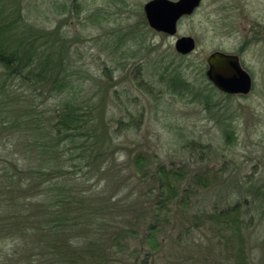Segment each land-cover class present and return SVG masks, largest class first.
<instances>
[{
	"label": "rangeland",
	"instance_id": "374dc122",
	"mask_svg": "<svg viewBox=\"0 0 264 264\" xmlns=\"http://www.w3.org/2000/svg\"><path fill=\"white\" fill-rule=\"evenodd\" d=\"M42 1L41 4L39 0H32L30 8L35 11L36 5L38 11L31 16L47 31L56 28L65 42L66 55L70 59L65 71L67 83L64 92L73 89L79 96L91 97L98 105L95 114H102L108 121L110 138L102 136L103 139H112L115 143L105 165H99L100 171L82 167L77 158L74 161L78 164H64L70 167L69 176L75 177L60 178L61 183L74 193L86 190L89 208L97 209L110 196V202L114 201V194L120 195L115 201L121 204L122 209L131 208L134 204L144 205L146 199L135 197L142 187L131 177L130 169L124 168L127 156L141 153L152 158V163L157 161L167 167L176 166L189 162L188 152L183 148L184 141L191 138L210 142L219 149L225 147L222 157L205 163H209L210 172L226 180L222 186L199 188L192 197L195 207L191 212L198 208L196 204L211 210L215 201L221 207L252 200L253 188L264 189V0H202L194 13L180 19L173 36L155 31L146 20L144 23L143 5L149 0ZM183 35L192 36L196 42L195 49L186 55L174 48L175 39ZM213 51L239 56L241 65L253 80L248 94L228 95L207 79L206 58ZM19 82L13 80L10 83L17 87ZM58 97L45 102L42 109L53 105ZM120 121L125 126L122 130ZM224 130L232 134V142L227 145ZM19 133L21 138L25 136ZM11 137L13 140L18 138ZM11 143L12 140L0 137V169L5 165L1 159L2 152L13 150ZM72 151L77 153L74 149ZM14 155L21 160L24 170H27L28 162L35 167L43 157L47 160V156L36 154V157H31L32 161L26 162L18 152L14 151ZM190 164L188 170L198 169ZM126 175L129 178L123 181L125 185L120 192L118 188L123 185L121 177ZM2 177L3 173H0V188ZM17 178L15 195L24 193L29 196L24 200L26 207H22L23 214L27 215L35 203L30 200L35 198L36 183L33 187L27 186V176L24 180L27 185L22 187V180ZM75 182L82 183L79 185L82 188L73 186ZM45 184L41 183L36 197L44 192L49 198V188ZM237 185L239 190L228 191ZM0 190V200H4L5 192ZM4 195L8 206H1L0 202V219L10 210L21 209L12 205L14 194L13 197L8 193ZM43 198L39 196L38 200L43 203ZM8 208L11 209L6 211ZM256 211L250 243L254 254L252 264H264V216H259L257 207ZM169 212L171 222L186 219L182 209H175L174 205ZM17 213L15 210V215ZM127 213L130 215L129 209ZM33 217L34 214L28 218L32 223L42 219L41 216ZM104 217L109 218V213ZM1 223H6V219L0 220ZM2 233L0 230V239ZM214 236L213 231L203 227L196 229L191 240L205 242ZM166 240L157 238L162 244ZM140 244L139 238L128 241L129 250L135 247L140 250L137 262L151 250V263L163 264L162 259H157V244L154 251L148 244ZM9 252L8 247L0 243V264H11ZM133 260L134 257L128 258V262Z\"/></svg>",
	"mask_w": 264,
	"mask_h": 264
},
{
	"label": "trees",
	"instance_id": "16d2710c",
	"mask_svg": "<svg viewBox=\"0 0 264 264\" xmlns=\"http://www.w3.org/2000/svg\"><path fill=\"white\" fill-rule=\"evenodd\" d=\"M31 4L32 0H0V137L12 140L13 147L2 152L5 165L0 169L1 175L3 173L0 189L13 197L17 177L22 180V187L27 185L24 182L27 176V186L33 187L36 183L35 198L30 200L35 202L32 212L23 214L24 200L29 196L19 193L12 203L21 208L15 209L17 215L8 208L6 211H10L0 219H6V223L0 225L3 232L0 243L10 250V263L153 264L151 250L137 262L140 250L128 249V241L139 238L140 246L148 244L153 251L157 244V259H162L163 264H252L251 234L258 213L256 207L260 210L259 216H264V189L253 188L252 200L221 207L215 201L211 210L196 204L198 208L191 212L195 207L191 200L199 188L222 186L226 182L210 172L209 163H205L222 157L225 147L219 149L198 138L184 141L183 149L188 152L189 162L198 168L192 170H188L189 162L167 167L163 162L152 163V158L141 153L127 156L124 168L130 169L131 177L142 187L135 197L146 199L144 205L127 207L130 215L128 209H122L115 201L118 194L112 195V202L110 196L111 199L102 201L97 209L89 208L86 190L74 193L61 183L60 178L75 177L69 176L70 167L64 166L65 162L73 164L77 158L82 167L100 171L99 165H105L115 143L112 139H103L102 136L110 138L109 125L102 114H95L98 105L93 99L79 96L73 89L64 92L67 47L56 28L47 31L35 22L31 14L38 9L36 5L35 11L31 9ZM13 80H19L20 85L13 87L10 83ZM57 95L59 100L42 109L45 102ZM119 127L125 128L121 121ZM224 131L227 145L232 142V134ZM17 133L25 136L21 138ZM11 136L18 138L13 140ZM14 151L24 156L26 162L32 161L31 157L36 154L47 156V160L43 157L35 167L28 162L24 170ZM128 178L127 175L121 177L120 192L125 185L123 181ZM41 183H47L49 198L44 192L36 197ZM80 184L75 182L73 186L80 187ZM238 187L232 186L228 191L239 190ZM39 196L44 197L43 203L38 200ZM4 200H0L1 206H8ZM172 205L182 209L184 221L171 222ZM107 213L111 218L104 217ZM31 214L42 219L32 223L28 220ZM203 227L213 231L215 236L205 242L192 241L196 229ZM158 237L167 240L162 244L157 241ZM129 257L135 260L128 262Z\"/></svg>",
	"mask_w": 264,
	"mask_h": 264
},
{
	"label": "water",
	"instance_id": "95a60500",
	"mask_svg": "<svg viewBox=\"0 0 264 264\" xmlns=\"http://www.w3.org/2000/svg\"><path fill=\"white\" fill-rule=\"evenodd\" d=\"M202 0H149L143 5L146 21L152 29L167 35H175L177 23L183 16L195 11ZM196 47L192 36L183 35L175 39V50L183 55ZM206 76L220 91L227 94L246 95L252 89V77L243 68L239 56L223 51H213L206 58Z\"/></svg>",
	"mask_w": 264,
	"mask_h": 264
},
{
	"label": "flooded vegetation",
	"instance_id": "af4514ba",
	"mask_svg": "<svg viewBox=\"0 0 264 264\" xmlns=\"http://www.w3.org/2000/svg\"><path fill=\"white\" fill-rule=\"evenodd\" d=\"M174 1H176V0H174ZM200 4H201V3H200ZM199 6H200V5H199ZM183 17H185V16H183ZM183 17H181L180 19H182ZM180 19H179V21H180ZM179 21H178V22H179ZM177 24H178V23H177ZM157 32H158V31H157ZM161 33H162V32H161ZM239 60H240V59H239ZM240 63H241V62H240Z\"/></svg>",
	"mask_w": 264,
	"mask_h": 264
},
{
	"label": "bare ground",
	"instance_id": "6f19581e",
	"mask_svg": "<svg viewBox=\"0 0 264 264\" xmlns=\"http://www.w3.org/2000/svg\"><path fill=\"white\" fill-rule=\"evenodd\" d=\"M193 13H194V11H193ZM145 16V15H144ZM145 20H146V18H145ZM147 22V21H146ZM148 24V23H147ZM244 68V67H243ZM246 70V69H245ZM206 71V70H205ZM247 71V70H246ZM205 75H206V73H205ZM207 77V76H206ZM208 79V78H207ZM209 80V79H208Z\"/></svg>",
	"mask_w": 264,
	"mask_h": 264
}]
</instances>
